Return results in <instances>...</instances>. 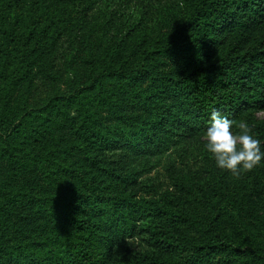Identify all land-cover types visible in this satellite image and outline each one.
Here are the masks:
<instances>
[{
	"label": "trees",
	"instance_id": "trees-1",
	"mask_svg": "<svg viewBox=\"0 0 264 264\" xmlns=\"http://www.w3.org/2000/svg\"><path fill=\"white\" fill-rule=\"evenodd\" d=\"M250 109L264 0H0V264H264V160L203 139L216 110L264 151Z\"/></svg>",
	"mask_w": 264,
	"mask_h": 264
},
{
	"label": "clouds",
	"instance_id": "clouds-1",
	"mask_svg": "<svg viewBox=\"0 0 264 264\" xmlns=\"http://www.w3.org/2000/svg\"><path fill=\"white\" fill-rule=\"evenodd\" d=\"M203 139L216 167L234 178L239 179L242 174L251 172L264 160L261 141L253 129L242 121L238 131L234 132L233 121L219 111H212Z\"/></svg>",
	"mask_w": 264,
	"mask_h": 264
},
{
	"label": "rangeland",
	"instance_id": "rangeland-1",
	"mask_svg": "<svg viewBox=\"0 0 264 264\" xmlns=\"http://www.w3.org/2000/svg\"><path fill=\"white\" fill-rule=\"evenodd\" d=\"M259 36L260 35H258L257 38ZM256 40H258V39H256ZM246 112L247 111H245L244 113H246ZM248 113H250L252 116L257 117V118H264V109H260V110L250 109V110H248ZM240 122H242L241 116L239 118H237L233 123V131L234 132L238 131V125ZM152 174L154 175V179L160 188L163 187L165 184H167L169 179L165 174H162L159 171H154V172H152ZM128 242H129L130 246L135 248L136 250H143L144 249V247H142V243L137 239H134V240L128 241Z\"/></svg>",
	"mask_w": 264,
	"mask_h": 264
}]
</instances>
